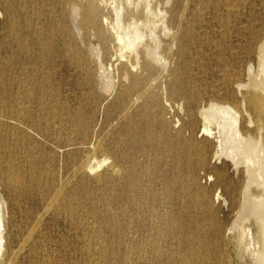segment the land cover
Masks as SVG:
<instances>
[{"label":"rangeland","instance_id":"obj_1","mask_svg":"<svg viewBox=\"0 0 264 264\" xmlns=\"http://www.w3.org/2000/svg\"><path fill=\"white\" fill-rule=\"evenodd\" d=\"M11 2L18 35L37 61L29 86L17 64L2 65L9 41L17 50L20 41L8 34ZM73 2L82 0H0L4 264H256L254 229L240 245L235 227L246 173L215 156L219 141L204 136L199 114L211 101L241 103L247 91L238 86L259 65L264 0H173L172 42L157 31L168 67L106 56L110 93L86 51L95 37L82 41L70 24ZM88 155L109 161L83 172Z\"/></svg>","mask_w":264,"mask_h":264},{"label":"bare ground","instance_id":"obj_2","mask_svg":"<svg viewBox=\"0 0 264 264\" xmlns=\"http://www.w3.org/2000/svg\"><path fill=\"white\" fill-rule=\"evenodd\" d=\"M172 2L173 0H82L81 4L77 2L76 3L73 2L72 4L68 3L70 4V8H69L70 19H71L70 24L72 23V26H73L72 28H74L77 34L81 36V40L84 41L87 35L91 34L95 37L97 41V45H92L93 43L87 45L86 51L92 54V58H93L92 63L97 64V66L99 67L98 70H100V72L102 71L101 75L98 72L100 75L99 84L101 85L102 89L109 92L113 88L112 83L107 80L109 78L108 77L109 74L108 72H106V66L104 65V57L106 56H111L112 58H114V60L112 61H115L117 63L122 64L125 61L126 66H129V64H133V62L136 64V66H139L140 60L144 59L145 61L148 62L147 64L149 67L163 65V68H164V66L166 65L165 63L167 61L164 62L163 60L164 58L162 57L163 59H161L160 57L161 55L158 54L159 46L162 44L160 42L161 39L158 36L157 31L160 29L162 31L161 33H163L162 35L166 38H169V41L172 42V36H171L172 32L170 29V19H169V14L171 11L170 5ZM5 10L7 12V15L10 18V25L8 26V34L10 37L14 35L17 36L20 41H17L16 43L18 50L14 49L15 43H13L12 41H9V44H8V50H9V60L8 61L9 62H2V65H4L7 68H12L18 65L19 70L21 71L20 76H22L23 78L22 82L24 83V85L25 86L33 85L35 83L34 77L37 76V74L39 73L38 68L35 66L36 65L35 63H37V61L30 54L29 48L25 46L26 44L24 43V41H22L23 38L18 35V32L20 31L22 27H21V24H19V22L17 21V17L15 19V16L17 14L15 3L11 2L8 5V7H6ZM52 18H54L53 15H52ZM178 20L180 21V19ZM78 37H77V40H78ZM174 43H176V41ZM80 46H83V44ZM173 48H175V46ZM259 52H260V57L258 60L259 65H258L257 73H256L255 68H250L249 73H248L249 75L248 83L241 84L238 86L242 90L247 91L246 94L242 97L241 103L239 104L238 103L239 101H238L237 103L239 105H236L235 107L234 106L231 107L232 103L231 105H229L228 103L229 105L228 106V105H224L225 103L218 104V103H214L213 101H211L212 103L209 106L207 104L208 106L207 108L205 109L202 108L203 110L201 111V114L199 115H201V118L203 119L202 122H204L202 123L204 124V132L206 133V135L203 133L204 136H207V135L208 137L215 136V138H217L219 141V142H216L214 141L215 139L213 140L214 143L216 144L219 143L218 145L219 149H217L218 151H216L217 153L216 155L215 154L214 155L217 158H221L225 156L226 158L232 161V163L237 169L242 167L244 169L243 170L244 173H246L245 176H246L247 184H245L246 190H245V198H243L244 203L242 205L240 217L237 220L235 227L236 229H240L241 231L240 245H243V242L246 240V234H248L247 229L249 232L253 231L251 229H254L255 232L254 231L253 232L255 233V243L253 244L255 245L253 246V248L255 250V256H256L255 263L264 264V42L261 43L259 47ZM159 71H161L160 68H159ZM9 74L11 75L10 77H12L13 73L10 72ZM1 75L3 74H0V77ZM88 77L90 80L89 84L92 85L93 81H92L91 75L88 74ZM0 80L2 81V78H0ZM113 82L115 81L113 80ZM151 84H153V82ZM12 87H13V82L11 81L8 83L6 88L7 90H11ZM163 88H164V85H163ZM31 96H34V95H31ZM139 97H137V99H139ZM123 114L121 116H123ZM244 120H246V126H247L246 129L243 127ZM209 140L211 139L209 138ZM157 153H159V151ZM91 155H88L86 163L82 166L81 170L83 172H89L91 174H94L100 169H102L103 166H106L109 160H103L104 159L103 158L102 161H97L95 158L91 157ZM121 163L123 164V162ZM251 188H254L258 193H256V195H254L255 193L252 194L250 192ZM5 206H6L5 202L2 199H0V264L5 263L4 259L6 257L5 256L6 255L5 245H6L7 236L5 233L6 232V228H5V209L6 207ZM148 212H151V210ZM245 223H250L248 228H246Z\"/></svg>","mask_w":264,"mask_h":264}]
</instances>
